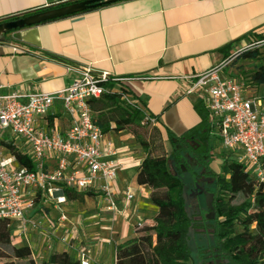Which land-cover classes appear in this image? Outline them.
Here are the masks:
<instances>
[{
	"label": "crops",
	"instance_id": "crops-1",
	"mask_svg": "<svg viewBox=\"0 0 264 264\" xmlns=\"http://www.w3.org/2000/svg\"><path fill=\"white\" fill-rule=\"evenodd\" d=\"M77 1L81 0H0V20ZM263 37L264 0H123L2 36L0 83L3 93L53 92L69 86L77 77L70 66L90 65L130 77L128 88L142 109L156 118L154 126L163 137L168 133L179 136L201 123L197 104L207 110L203 93H185L191 80L221 62L224 47L235 43L232 48L236 49ZM14 45L28 50L14 52ZM258 92H264V87ZM208 123L213 129L209 112ZM109 124L112 129L104 139L113 141L122 164L113 190L123 213L107 211L96 191V213L81 224H67L62 228L65 235L59 237L48 213L42 214L36 207L28 214L40 221L41 227L21 235L18 224L12 223L14 235L22 239L21 245L31 247L35 258L48 259L53 252L76 253L82 246L81 252L88 247L92 255L86 256L93 262L112 264L117 246L136 237V226L144 223L146 212H156L150 200L151 188L137 182V168L146 156L141 144L128 129L114 130L116 123ZM37 125L45 130L57 126L64 132L70 122L57 102L47 116L37 118ZM8 139L23 149L22 138L8 132ZM128 187L135 198L125 204ZM46 233L56 237L47 240ZM79 234L81 239H77ZM70 240L75 241L66 248ZM73 256L78 259L81 255Z\"/></svg>",
	"mask_w": 264,
	"mask_h": 264
},
{
	"label": "built area",
	"instance_id": "built-area-1",
	"mask_svg": "<svg viewBox=\"0 0 264 264\" xmlns=\"http://www.w3.org/2000/svg\"><path fill=\"white\" fill-rule=\"evenodd\" d=\"M260 47H264V37L237 47L229 58L197 74L185 93H203L213 130H218L225 150L233 152L254 177L264 181V92L245 91L237 78L225 74L227 66L242 52ZM13 50L28 49L14 45ZM69 69L77 77L69 86L53 92L3 93L0 83V219L9 220L11 227L16 222L21 235L41 227V222L28 214L37 207L39 194L43 202L61 204L66 201L64 188L97 191L107 211L123 213L113 190L122 167L118 149L113 141H105L91 100L117 94L127 104L141 107L129 92L131 78L90 65ZM57 102L70 122L64 132L57 126L45 130L37 125V118L47 116ZM155 123L156 118L148 113L141 121L143 126ZM4 131L22 138L23 149L19 151L30 158L32 168L20 165L15 155L4 153ZM134 198L132 189L126 188L123 202L128 204ZM66 218L62 216L61 221ZM80 255L81 264H91L85 253Z\"/></svg>",
	"mask_w": 264,
	"mask_h": 264
},
{
	"label": "trees",
	"instance_id": "trees-1",
	"mask_svg": "<svg viewBox=\"0 0 264 264\" xmlns=\"http://www.w3.org/2000/svg\"><path fill=\"white\" fill-rule=\"evenodd\" d=\"M17 18L11 17L0 22ZM234 44L222 49L223 59L232 55ZM239 57L257 61L250 80L243 81L240 78L239 81L245 91L258 92L260 87H264V62L260 61L262 50L255 48L242 52L225 69L227 76L237 78L236 74L227 73L226 70ZM91 106L104 133L112 129L109 123L114 121V130L126 128L135 134L146 154L137 168V182L151 188L150 200L157 208L153 216L146 217L144 224L136 228V237L117 246L114 264H193L188 244V233L193 221L187 211L185 180L181 172L175 173L170 169L169 156L152 152L151 141L139 131L144 128L141 121L147 112L142 107L127 104L117 94L93 99ZM196 108L202 118L199 125L179 136L168 133L174 151L171 157L176 162L185 160V152L205 164L213 156L208 112L201 103ZM152 130L163 139V133L158 127L152 126ZM1 145L4 153L15 155L20 165L33 167L30 158L22 155L13 141L2 138ZM222 154L221 173L217 176L218 192L214 197L217 213L214 221L215 238L219 257L228 258L232 264H264V181L251 176L247 165L237 158L229 157L227 150ZM238 195L244 197L243 202L232 203ZM40 196L36 198L37 205L43 203ZM64 196L66 201L84 202L86 197H95L96 193L64 188ZM18 261H25V264H81L69 251L53 252L48 259L35 258L28 244L17 246L13 243L10 221L0 219V264H17Z\"/></svg>",
	"mask_w": 264,
	"mask_h": 264
},
{
	"label": "rangeland",
	"instance_id": "rangeland-1",
	"mask_svg": "<svg viewBox=\"0 0 264 264\" xmlns=\"http://www.w3.org/2000/svg\"><path fill=\"white\" fill-rule=\"evenodd\" d=\"M259 49H261L263 52V57L260 61L264 62V47H260ZM256 63L257 61L255 60H245L239 57L238 61H236L232 67H228L226 72L236 74L235 76L238 80L241 78L243 81H249L250 74L253 71ZM152 126V124L145 125L143 126L144 128H140L139 131L145 138H148L151 141L152 152L155 155L169 156L170 169L175 173L181 172V175L185 180L187 211L193 221L192 228L188 233V244L191 250V262L193 264H232L228 258L224 259L219 257L215 238L216 223L214 222L217 219V213L214 210L215 216L213 219H210L209 215L211 214V210L208 209L206 202V193L215 194L218 192L217 176L221 173L220 166L222 162V153L225 151V148L223 147L219 138L218 130H213L212 128L210 130L211 154L213 156L209 163L205 164L194 158L189 152L183 153V156L185 157L184 161L176 162L174 158L171 157L174 151L169 137H163V139L160 138L157 132L152 130ZM128 131L132 132L130 129H128ZM2 135L4 139L8 138V131H4ZM141 150L143 149L141 148ZM228 154L231 158H237V156L231 151H228ZM180 167H182V171H180ZM248 172L251 176H253L250 168H248ZM198 186H200L202 189H198ZM243 200L244 197L242 195H238L232 203L240 204L243 202ZM37 207L40 208L39 211L42 214L48 213L49 217L51 218L53 228L56 227L54 234L58 233L60 234L59 237H63L65 235V231L62 230V228L66 229L67 224H81L85 221V218L96 213V199L95 197H86L84 202L65 201L61 204L48 201L37 205ZM55 207L57 210L53 211ZM155 213L146 212L145 216L151 217ZM62 216L67 217L64 223L61 221ZM78 231L82 230L78 229ZM12 233L13 243L15 245H21L23 243L22 239L16 237L13 230ZM54 234L46 233L45 237H49L47 240H50L52 237H56L53 236ZM81 237V234H79L77 239H81ZM74 241L75 240H70L69 243L66 244V248H68L69 245H72ZM82 243L85 244L84 241H82ZM82 249L83 247L80 246V248L76 249V253L71 252V254L79 255L82 253ZM85 251L86 252L83 253L86 255H92L88 247H86ZM87 257L91 264H95L91 257ZM114 263L115 262L112 264ZM17 264H25V261H18ZM108 264H111V261H109Z\"/></svg>",
	"mask_w": 264,
	"mask_h": 264
},
{
	"label": "water",
	"instance_id": "water-1",
	"mask_svg": "<svg viewBox=\"0 0 264 264\" xmlns=\"http://www.w3.org/2000/svg\"><path fill=\"white\" fill-rule=\"evenodd\" d=\"M123 0H81L74 3L66 4L60 7L46 9L36 13L26 15L17 19H10L3 22H0V38L7 34L8 32L24 28L25 26H30L38 24L41 22L70 16L86 10L105 5L112 4ZM207 195V207L211 210L209 215L210 219H213L215 216L214 209V193H206Z\"/></svg>",
	"mask_w": 264,
	"mask_h": 264
},
{
	"label": "flooded vegetation",
	"instance_id": "flooded-vegetation-1",
	"mask_svg": "<svg viewBox=\"0 0 264 264\" xmlns=\"http://www.w3.org/2000/svg\"><path fill=\"white\" fill-rule=\"evenodd\" d=\"M198 189H202L200 186H198Z\"/></svg>",
	"mask_w": 264,
	"mask_h": 264
}]
</instances>
